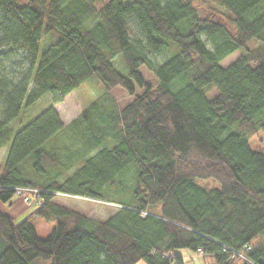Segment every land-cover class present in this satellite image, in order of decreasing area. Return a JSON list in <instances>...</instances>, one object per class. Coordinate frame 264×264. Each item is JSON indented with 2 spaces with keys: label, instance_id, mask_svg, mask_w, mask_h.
<instances>
[{
  "label": "trees",
  "instance_id": "obj_1",
  "mask_svg": "<svg viewBox=\"0 0 264 264\" xmlns=\"http://www.w3.org/2000/svg\"><path fill=\"white\" fill-rule=\"evenodd\" d=\"M198 2L215 17L200 16ZM18 56L17 70L6 66ZM92 76L103 92L68 124L49 105L8 126L22 106L45 93L57 103ZM258 128L264 0H0V199L15 186L43 198L16 223L0 211V264H182L179 248L211 264H264V154L247 141ZM69 132L75 147L59 141ZM57 192L119 207L96 220ZM33 217L53 222L44 238Z\"/></svg>",
  "mask_w": 264,
  "mask_h": 264
},
{
  "label": "rangeland",
  "instance_id": "obj_2",
  "mask_svg": "<svg viewBox=\"0 0 264 264\" xmlns=\"http://www.w3.org/2000/svg\"><path fill=\"white\" fill-rule=\"evenodd\" d=\"M195 7L200 16L207 15V16L215 17L214 14H211L209 8L206 6L205 3L198 2L195 4ZM90 22L91 20L88 21V23ZM133 31H135V29H133ZM46 45L47 43H45V46ZM43 47L44 45L40 44L39 50H42ZM238 53H239L238 51H234L231 54L227 55L219 62L220 65L225 66L233 62L237 58ZM168 54H169L168 50H163L158 55H155L153 59L156 62H160ZM18 58L19 56L13 58H7L4 62L6 66H9L10 68L17 70L19 67L11 64L12 62L16 61ZM112 61L116 67L121 68L120 61L118 60L117 55L113 57ZM148 76L149 74L145 73V77L148 78ZM30 87H31V83H29L28 89H30ZM102 92H103V88L100 82L95 76H92L86 79L79 87L67 93L63 97V99L57 103L51 104L50 95L48 93H45L42 96H40L35 102H33L31 105L22 106L19 115L15 119L10 121L8 123V126L11 128L12 132H14L19 127L27 123L34 116H36L42 109H44L49 105H52V107L55 109L62 124L66 125L80 113L83 107H86L92 99L99 96ZM109 93L112 96H114L119 106H121L126 101L124 97H122L120 92H114L113 89H110ZM215 93H216L215 90H211L206 95L209 96ZM66 136L67 135H63L62 137H60L59 141L64 144L66 143L68 147H75L80 143L79 139L75 135H71L70 132H69V136L67 137ZM247 141L251 150L261 152L264 154L263 129L258 128L255 132H253L251 135L248 136ZM7 150H8V142L5 145L0 146V163L4 161ZM75 166L63 172V175H61V177L71 172ZM131 172L132 170H129L122 177V182H124L127 185L131 184L132 182V178L130 176ZM195 182L206 189L212 187H218V183L212 178H205V179L195 178ZM110 193L114 198H118V199H126L128 197V195L127 196L125 195V192L123 190H115V191L110 190ZM53 200L69 208L75 209L83 213L84 215L96 220H103L107 218L109 215L113 214L116 211V209L119 207L118 204L113 202L94 200L77 195L71 196L64 194H55ZM156 209H158V207H156ZM32 210H33L32 201L29 202L23 201L22 197L17 193H14L13 196L6 201H2L0 199V211L9 215L14 223L20 221L23 217L27 216ZM31 221L34 225L35 233L38 238H44L51 231L53 226L52 221H46L38 217H33ZM262 237L263 235H259L256 238V240H259ZM177 254L181 256L182 264H211L213 262L212 257L209 254L206 253L200 254L191 251L187 248L177 249ZM36 263H42V261L38 259ZM134 264H146V263L143 260H138Z\"/></svg>",
  "mask_w": 264,
  "mask_h": 264
},
{
  "label": "built area",
  "instance_id": "obj_3",
  "mask_svg": "<svg viewBox=\"0 0 264 264\" xmlns=\"http://www.w3.org/2000/svg\"><path fill=\"white\" fill-rule=\"evenodd\" d=\"M13 190H14V193H17L18 195L22 197L23 201H26V202L32 201L33 208H38L42 204L43 198L39 193L40 189L37 187L15 186ZM56 194L67 195L65 193H60V192H57ZM246 248H248V246ZM198 253L201 254V251L199 250ZM241 257L243 258L242 255Z\"/></svg>",
  "mask_w": 264,
  "mask_h": 264
}]
</instances>
